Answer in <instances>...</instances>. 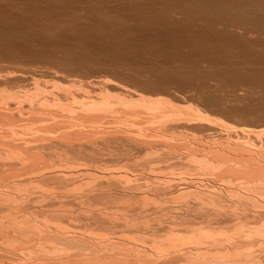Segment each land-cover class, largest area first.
<instances>
[{
    "label": "bare ground",
    "instance_id": "obj_1",
    "mask_svg": "<svg viewBox=\"0 0 264 264\" xmlns=\"http://www.w3.org/2000/svg\"><path fill=\"white\" fill-rule=\"evenodd\" d=\"M169 3L174 15L204 23L202 31L214 40L264 37V0ZM150 18L151 30L166 23L152 24ZM171 22L166 26L173 29L183 21ZM145 26L144 32L154 31ZM100 46L83 49L96 52ZM6 58H0L1 65L9 60L0 66V264H264V143L237 140L228 128L217 134L216 124L224 125L209 117L219 113L220 103L237 110L252 89H264L257 69L241 73L244 78L235 72L242 78L232 80L207 63L208 74L186 89L173 86L174 71L167 76L152 60L146 65L151 79L140 76L141 81L125 69L141 75L144 68L135 58L92 63L91 69L76 59L78 68L85 64L79 70L65 65L75 60L62 63L64 68ZM39 71H53L47 74L52 81L39 82ZM219 84L232 87L233 94L204 96Z\"/></svg>",
    "mask_w": 264,
    "mask_h": 264
},
{
    "label": "rangeland",
    "instance_id": "obj_2",
    "mask_svg": "<svg viewBox=\"0 0 264 264\" xmlns=\"http://www.w3.org/2000/svg\"><path fill=\"white\" fill-rule=\"evenodd\" d=\"M62 1L61 0H0V58L7 59L6 57H8V59H12V60L14 58V61L16 60L17 62H19V60H22V61L24 60L25 62L26 61L28 63L30 62V64H31V62H32V64L39 62V63H43L46 66H48V65L49 66H53L54 63H56V64L58 63L57 65L59 67H62L63 64H65V62L66 63H69L67 61H71V60L74 61L75 60V63L74 62L72 63L74 66H72V64L70 65L71 62L68 65L65 64L68 67H73V70H79V69H81L82 68L81 66H84L86 64V62H87L88 65L91 63L89 67L86 64L87 68L89 69L91 67L92 63H93V65H95L97 63V66L98 65H101L100 63L107 64V62L121 64L122 63V60H124L123 58H125V57H126V59H130V61L132 63L133 59L135 58V60H134L135 62L134 63L139 64L140 69H143V68L144 69L142 70L143 72L140 75V73H134L133 67H130V68L129 67L128 68L125 67L126 70H128V71L131 70V71H129V74H130L129 78L130 77L131 78H136V77H139L140 78V76H141V78H144V77L146 78V75H147V77H149V74L150 73H149V71L147 73V69H146L147 67H146V65L148 66V62L150 64L151 63L150 61L152 60L154 62V64L156 63V65L158 64L157 65L158 67L160 66L159 69L160 68L162 69L161 72H163V70L166 68L164 70V72H163V73L166 72L165 75H167V76L168 75H171L172 76V74H173L174 77H171V78H177L178 77V79H175V80H177L176 83H174L175 81L174 80L172 81L171 78L168 77L171 80L170 82L172 83V85L174 84L173 86H175V85L178 84L179 87L181 88L182 87V84H183V87L185 88L186 86L189 87V85H190V87H189L190 89H192L194 87V85H196V84L198 85V83L201 81V79H200L201 77L198 78L199 80L197 79V77L202 76L204 74H208V72H206L207 71L206 68L208 69L209 67H210L209 68L210 70H211V67L212 68L214 67V70L216 69L215 70L216 72L214 71L215 73H217L218 71L220 73H223V74L226 73L225 74V77L227 78V77L230 76L232 80L233 79H238V78L240 79L242 77L244 78L245 76H242L244 74H241V73H245L244 71L248 72V70L251 71V69H252L253 72H256V69H257V72L258 73L256 72L257 73L256 75L257 76L259 75V78H261V79L264 78L263 77L264 75L263 76L261 75V74H264V42H263L264 37L263 36H262V38L261 37H258V39H260V40H258V39L256 40L257 36L254 35V36H251V38L253 37L252 39L250 37H246V38H244V40H241L242 42H240V40L238 39L239 42H235V43H232V42L228 41V38L225 39L226 38L225 36L222 37L220 40H218L219 38L218 39L215 38V40H214V37L215 36L214 37L212 36L213 37V39H212L211 36L210 37L209 36H206V34H204V32L202 31V28H203V30L206 29L204 23L198 21L195 18L193 19V21L195 23L193 21L191 23V20L192 19H189V21H188L187 18H186L187 20L184 17L182 18L183 15H181V14L174 15V12L176 11V9H174L173 4L170 5V3L168 4V2H172L173 1L175 3V5H176V2L178 3V0H172V1L171 0L170 1H168V0H164V1H162V0H62ZM152 3H153V5H152ZM162 3H164V4H162ZM133 4H135V5H133ZM158 5H161V6L158 7ZM149 6L150 7L152 6V7L150 8ZM170 6H173V7H170ZM137 7H139V8L137 9ZM147 7H149V8H147ZM154 7H156V8L154 9ZM159 8H161L162 10H166V11H164L165 13L164 12H161L162 10L159 9ZM133 9H134V11H133ZM151 9H153V10H151ZM173 9L175 11H173ZM107 11H109V12H107ZM132 11H133V13H132ZM146 11L149 12V14ZM156 11H158V12L160 11L159 13L157 12L158 15H157ZM138 12L139 13L141 12V14L142 13L143 14L141 15ZM152 12H154V16H153ZM166 12H168V13H166ZM145 13H147V14H145ZM175 13H177V11ZM131 14H133L132 17H131ZM136 14H138V15H136ZM137 16L138 17L140 16V18H142L144 16L142 18V22H141V20H139L140 18H138ZM158 16H160V18ZM173 16H174V18H173ZM135 18L138 19V20L137 21L133 20ZM149 18H150V22H152V24L153 23H157V22H160V23L166 22V23H164L165 24L164 26H166L167 23L170 24L171 21H172L171 22L172 24L174 22L175 23H178V19H179V22H182V21L183 22H182V24L179 23L180 24L179 25L180 27L177 25L178 28H176V29H175V27H177V26H175L173 29H171V27L169 25L168 27L171 29L170 31H166L168 29V27L167 26L164 27L163 24H160V26L162 25V27L160 28V26H159L158 29H157V26L159 25L158 23H157L158 25H156V29H152L151 30L150 29L151 27L149 28V26H151V24H149ZM104 20H106V21H104ZM107 20L109 22H107ZM139 21H140V24L138 23ZM147 21H148V23H147ZM167 21H169V22H167ZM143 22H144V25H143ZM184 22H185V24H184ZM141 23H142V25H141ZM108 24H110V26ZM146 24H148L147 25L148 27L145 26ZM172 24H171V26H172ZM200 24H202L203 26L200 25ZM104 25H106V26H104ZM181 25L184 26V27H182ZM124 26H126V27H124ZM144 26L147 27V28H149L148 30H147V28L145 29L147 31H153V30L154 31L155 30L158 31L159 28H160L161 31L164 29L166 31V33L165 32L163 33V31L161 32L159 30L161 32L160 34H158L159 31H158V33H157V31H155V32L153 31L150 34L149 32L148 33L146 31L144 32ZM153 26H155V25H153ZM186 27H188L189 29L186 28ZM217 28L220 29L219 26H217ZM110 29H112V30H110ZM200 29H201V31H200ZM189 30H193V31H189ZM198 30H199V32H198ZM3 31L6 34L3 33ZM89 31L90 32L92 31V33H90ZM139 31H141V32H139ZM178 31L182 35L181 34H178L177 33ZM43 32H44V34H43ZM86 32H88V33H86ZM169 32L173 36H170ZM162 33L164 34V36L166 35L165 36L166 39H164V37L162 36L163 35ZM186 33L189 34V35H187ZM191 33H192V37H191ZM4 34L6 35V37H4L5 36ZM177 34H178V36H177ZM202 34L205 35V36L203 35L204 37H209V38H206L205 39L204 37H201ZM198 35H200L198 37L199 40L197 38ZM89 36H91V37H89ZM143 36H145V37H143ZM150 36H152V37H150ZM168 37H170V38H168ZM186 37H188V39H186ZM193 37H194L195 40L193 39ZM143 38H145V39H143ZM149 38H150V40H149ZM223 38L225 39V41H224ZM82 40L84 42H82ZM147 40H149V41H147ZM208 40H209V42H208ZM221 40H223V41H221ZM5 41L7 43L11 42L12 44L9 43L10 45H8V44L5 43ZM87 41H88V43H87ZM175 41H176V43H175ZM203 41H205V42H203ZM227 41H228V43H227ZM254 41H256V42H254ZM14 42H15V44L17 43V46L16 45H13ZM79 42H81V43H79ZM197 42H198L199 45L197 44ZM214 42H215L216 45L213 44ZM147 43L150 44V45H148ZM247 43L250 46L252 45V48L250 46L246 45ZM257 43H259V44H257ZM242 44H244V47L247 46L246 48H248V49L244 48L242 46ZM11 45H12V47L13 46L14 47L12 48ZM95 45L96 46H100L101 45L98 48L95 47L96 50L98 49L96 52H95V50H92V51H88L87 50V52H86V50L83 49L84 46H87V47L88 46H92L93 47ZM125 45H126V48H125ZM235 45H237V46L239 45V46H242V47H237ZM15 46L18 49H16ZM203 46H205L206 48L203 47ZM6 47H8V48H6ZM80 47L82 49H80ZM128 47L130 49H127ZM190 47L193 48V49H190ZM202 47L205 48V49H202ZM89 48L90 47H88L87 49H89ZM99 48L101 50H99ZM195 48H196L197 52H196ZM249 48H250V50H249ZM4 49H5V51H4ZM93 49H94V47H93ZM132 49H133V51H132ZM199 49H200V51H198ZM14 50H15V52H14ZM159 50H161V51H159ZM192 51H194L195 53L192 52ZM212 51H213V53H212ZM157 52H158V54H157ZM173 52H174V54H173ZM204 52H205V54H204ZM208 52L211 53L210 56H209V53ZM1 53H3V54H1ZM74 53H76V54H74ZM92 53H94V54H92ZM152 53H154L155 56ZM164 53L165 54L168 53V54L165 55ZM180 53H182V54H180ZM199 53H200V55H199ZM216 53L219 56L216 55ZM13 55H15V57ZM22 55H24V56H22ZM202 55L205 56V57H202ZM55 56H57V57L55 58ZM122 56H123V58H122ZM163 56H164V58H163ZM190 56L192 58L194 57L195 59L194 58L192 59ZM198 56L200 58L199 60H198ZM221 56H223L222 58L225 61H223V59L221 58ZM186 57H187V59H186ZM214 57H215V59H214ZM49 58H50V60H49ZM119 58L120 59L122 58V60H119ZM166 58H169V60L167 59L169 62L166 60ZM177 58H179V59H177ZM4 59L1 60V61H4ZM76 59L77 60L78 59L79 60L80 59L81 60H84L85 59L83 61L85 64H82L80 66V68H78L79 67V64H81V63L76 64L78 62V61L76 62ZM164 59H165V61H167V63L164 61ZM175 59L177 60V62H176ZM216 59H218V60H216ZM36 60H37V62H36ZM208 60H209V62H207ZM210 60H211V62L213 61L212 62V63H214L213 65L211 64ZM138 61H140V62H138ZM25 62L22 63V65L23 64L26 65L27 62L26 63ZM153 62H152V64H153ZM160 62H162V63H160ZM201 62L204 63V64H202ZM5 63H2L3 65L0 64V66L3 67ZM8 63H9V60H8L7 64ZM13 63L17 64L16 62H13ZM165 63L167 65H165ZM173 63H174V65H173ZM176 63L177 64L179 63V65L181 63L182 66H180V68H179V65H177ZM207 63H208V66L209 67L206 65ZM7 64H5V65L7 66ZM18 64H21V63L19 62ZM30 64H27V65H30ZM220 64H222V65H220ZM93 65H92V67H94ZM191 65H193V67ZM195 65L196 66H199V67H196ZM75 66H77V67H75ZM167 66H168V68L170 66L171 67L168 69ZM175 66H177V67H175ZM224 66H226V67H224ZM187 67H189V69H187ZM76 68H78V69H76ZM87 68L84 69V71L87 70ZM182 68H184V69H182ZM203 68H205L204 71H202ZM219 68L223 69L224 71L221 70V69L219 70ZM224 68H226V69H224ZM259 68L261 69V73L259 72L260 71ZM71 69L69 68V70H71ZM171 69H173V70H171ZM175 69L177 70V72H176ZM236 69H238V70L236 71ZM38 70H40V69H38ZM210 70H208V71L209 72H212L213 71V69H212V71H210ZM128 71H125V72L128 74ZM167 71H168V73L170 71H174V73L172 72V74L171 73L167 74ZM42 72H40L41 74H39V75L37 73V75L39 77V78L37 77V80L40 79L39 82L40 81L43 82V83L44 82L45 83L47 82L49 84L52 81L51 78H49L51 81L48 79V77H50V76L47 75L50 71L49 72L46 71L47 73L46 72H43L42 73ZM51 72H53V71H51ZM235 72L237 74L239 73L238 75H240L242 77H239L238 76V78H235V76H237L235 74ZM44 73H46V74H44ZM220 73H219V75H220ZM248 73H245V75L247 76ZM134 74L136 75L135 77H134ZM177 74L178 75L179 74L180 75L182 74V76H180V75L178 76ZM233 74H235V76ZM253 74L254 73H251V77L253 76ZM40 75L43 78H41ZM59 75H60V73H59ZM61 75H64V74H61ZM27 76H30V75H28V74L27 75H24L25 78H27ZM194 77H196V78H194ZM221 77H222V79H225V77L223 78L222 75H221ZM230 77L228 79H230ZM141 78H140V80L143 81ZM134 81L136 83V80L135 79L132 80L133 83H134ZM150 81H153V79L150 80ZM150 81L148 80V83H150ZM153 82H151V83H153ZM137 83H139V81ZM145 83H146V81H145ZM178 85H177V87H178ZM191 86H193V87H191ZM187 87H186V89H187ZM229 87L226 86V85H223V84L222 85L219 84V86L217 87L218 89L216 88L214 90L213 89L212 90H208V91H206V94L204 96L207 95L208 97H212V98L216 97L217 99L220 98V96L224 98V96H226V95H229V94L231 95V93L233 94V90H232L233 88L230 87L231 88L230 89ZM219 90H221V91H219ZM228 90H229L230 93L228 92ZM248 90L250 91L251 89H248ZM259 90L260 89H258V90L257 89L256 90L255 89H252L251 91H253V92L256 91L258 94L256 92L253 93V92L250 91L251 94L249 93L250 95H247V99L241 101V103L238 104L239 106L237 107L238 108L237 110L236 109L233 110L230 107H223L221 105L222 103H220V105L223 107V109L219 105L218 110L221 108V110H219V113H217V114H209V117H210V119H213L215 121L220 122L221 124L224 125V127L225 126L226 127L224 128V127H222V125H220L221 126L220 127L218 124H216L217 127H216V125L214 126V127H216L215 132H218L217 134H219V133L222 134L223 131H224L223 133H225L227 131L229 132V130H230L229 133H231L232 135L234 134V136H235V134H237L235 136V137H237V140H239V139L241 140V138L244 140V139L247 138L246 140L248 142H249V140L250 141L252 140L251 142L254 143L256 146L258 145V143H262L263 144L264 143V91H262V90H264V89H262L260 91ZM217 91H219V92H217ZM237 93H238V95H241V92H237ZM253 94H255V95H253ZM258 97H260V98H258ZM255 99H256V101H255ZM258 99H259V101H258ZM248 103H250V104H248ZM190 104H188V105H190ZM229 105H231V104H229ZM239 107H241V108H239ZM223 110H225V112H222ZM220 111H221V113H220ZM246 111H249V112H246ZM217 128H219V130ZM237 143H239V142L237 141ZM239 144H241V143H239Z\"/></svg>",
    "mask_w": 264,
    "mask_h": 264
}]
</instances>
